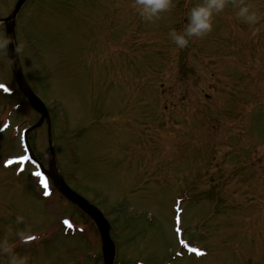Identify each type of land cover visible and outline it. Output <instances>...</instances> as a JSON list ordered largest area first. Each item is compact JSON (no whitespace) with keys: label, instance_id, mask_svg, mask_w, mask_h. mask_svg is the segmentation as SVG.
<instances>
[{"label":"rangeland","instance_id":"374dc122","mask_svg":"<svg viewBox=\"0 0 264 264\" xmlns=\"http://www.w3.org/2000/svg\"><path fill=\"white\" fill-rule=\"evenodd\" d=\"M121 1L39 0V6L34 5L35 9L21 16L24 21L20 25V46L28 78L41 92L44 83L43 71L39 69L41 62L57 72L53 82L50 80L53 84L50 92L64 102V108L61 105L60 109L67 127H73L66 134L81 133L75 139L77 170H82L91 188L97 186L100 190L85 187L77 180L78 172L69 173L72 159L70 154L64 156L71 148L64 152L60 149V157L66 163L67 170L63 174L67 182L101 205L106 213L114 205L116 212L124 209L116 221L126 224L125 219L130 218V223L122 232V242L119 240V260L142 259L156 264L166 257V248L170 246L173 250L176 246L172 232L173 208L178 199L185 197L182 218L186 229L189 227L186 235L193 237L201 233L200 219L212 218L206 224L208 232L204 233L210 235L200 241L210 255L185 263L181 259L176 264H264V113L257 110L255 121L249 122L245 111L251 105L242 108L238 103L245 99L243 90H252L253 85L262 89L263 92L256 93L261 99L264 97V0H243L256 13L255 24L245 23L236 15L238 0H228L223 11L215 14L212 30L201 37L190 38V47L184 48L185 56L179 54L180 49L167 31L181 30L189 9L200 0L194 3L175 0L164 19L153 22L162 21L134 25L135 35L128 38V34L123 37V32L107 21V12L111 17L114 11L115 15L119 13ZM10 11L3 10L4 13ZM130 16L135 23L137 12L133 11ZM91 21L99 26L91 25ZM132 25L125 30L129 31ZM161 30L164 34L154 42V34ZM25 34L35 37L33 48L24 42ZM165 35L168 42L161 50L163 56H157ZM133 38L143 45L148 44V56H133V50L140 47ZM35 55L41 60L36 62ZM170 60L171 66L167 68L173 70L163 71ZM144 61H148V68L142 66ZM159 64L162 68L157 75L154 68ZM5 69L7 62L2 54L0 81L12 83ZM212 74L222 80L236 77L240 82L233 88L217 89L214 86L217 77L212 79ZM31 76L42 84L36 85ZM211 82H214L213 87ZM227 85L235 83L228 80ZM46 91L52 95L48 89ZM148 95L154 100L148 102V111H152L151 115L156 113V118H152L144 136L132 125L117 130L119 136L113 135V139L107 130L96 129V125L98 129L102 127L105 114L124 117L131 105L148 100ZM10 98L18 100L15 95ZM2 99L0 121L9 117L4 106L13 103ZM197 99L205 104L198 107ZM18 101L23 106V101ZM21 114L15 111L17 119ZM36 119V115H30L20 121L21 126L25 127V121L32 123ZM58 119L57 127L65 132L63 119ZM137 120L141 119L135 118L133 123ZM84 123L87 130L81 129ZM215 124L217 129H214ZM109 126L113 125L107 124ZM40 130L35 134L34 144L47 158V134L44 128ZM123 132L129 139L136 133L138 140L128 143ZM123 144L128 146L125 153L119 149ZM60 146L64 148L63 141ZM18 151L10 133L0 134V233L10 239L17 231L41 229L54 222L43 218L47 209L29 179L32 178L30 171L16 175L13 169L2 166L1 158L14 156ZM134 156L130 163L126 161ZM49 191L56 199L60 197L56 190ZM58 204L68 214L74 211L63 201ZM6 212L10 213V224L5 221ZM134 213L142 217H132ZM17 216L23 217L22 223H16ZM73 220L83 226V232L72 239L56 236L62 234L53 229L57 220L49 232V260L41 264H70L75 250L89 260L97 254L96 244L99 246L100 241L93 224L88 220L85 225L77 211ZM117 234L120 233L117 231ZM84 237L88 242H84ZM61 247L67 252L61 253L58 250ZM28 254L30 256L24 254L27 264H36V253L28 250ZM79 258L72 262H80Z\"/></svg>","mask_w":264,"mask_h":264},{"label":"clouds","instance_id":"9594fccd","mask_svg":"<svg viewBox=\"0 0 264 264\" xmlns=\"http://www.w3.org/2000/svg\"><path fill=\"white\" fill-rule=\"evenodd\" d=\"M228 0H200L188 11L186 24L181 30L171 29L170 39L179 49L185 48L190 38L201 37L213 28L214 16L223 11ZM173 6V0H133L132 7L145 21L153 22L160 18V14ZM236 15L245 23L255 24L257 15L250 7L238 0ZM10 40L0 38V47H6ZM23 217L17 216L16 223H22ZM11 231V229L9 230ZM15 235L22 241L25 235L23 230L17 231ZM15 244L11 243L7 236L0 238V254L7 256V264H27L28 258L16 252Z\"/></svg>","mask_w":264,"mask_h":264},{"label":"water","instance_id":"95a60500","mask_svg":"<svg viewBox=\"0 0 264 264\" xmlns=\"http://www.w3.org/2000/svg\"><path fill=\"white\" fill-rule=\"evenodd\" d=\"M24 0H20L19 5L22 4ZM16 73L19 79V83L21 86V89L23 92L29 96L32 102L35 101L34 96L30 92L28 86L25 84L22 73L20 71L19 66L17 65ZM52 177L54 178V181L56 185L59 187V189L67 195L70 199L73 201L77 202L80 206H82L98 223V226L102 232L103 236H106L108 233V222L106 219L103 217L102 213L94 206L90 205L86 200H84L82 197L77 195L75 192H73L64 182L63 178L57 170L53 167L52 170L50 171Z\"/></svg>","mask_w":264,"mask_h":264},{"label":"snow or ice","instance_id":"6c2138e0","mask_svg":"<svg viewBox=\"0 0 264 264\" xmlns=\"http://www.w3.org/2000/svg\"><path fill=\"white\" fill-rule=\"evenodd\" d=\"M2 88H5V85L0 84V89H2ZM21 159H24V157H21ZM8 163H11V161H8ZM36 175H37V176H42L43 173H41V172H37ZM41 183H42L44 189L47 190V188H48V184H47V180H46V178H45L43 181H41ZM48 194H49V193H48L47 191H45V195H48ZM28 239L31 240V239H34V237H28Z\"/></svg>","mask_w":264,"mask_h":264}]
</instances>
